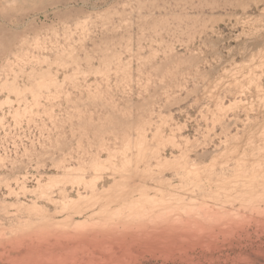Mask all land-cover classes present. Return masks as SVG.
Returning a JSON list of instances; mask_svg holds the SVG:
<instances>
[{
  "label": "rangeland",
  "instance_id": "obj_1",
  "mask_svg": "<svg viewBox=\"0 0 264 264\" xmlns=\"http://www.w3.org/2000/svg\"><path fill=\"white\" fill-rule=\"evenodd\" d=\"M0 264H264V0H0Z\"/></svg>",
  "mask_w": 264,
  "mask_h": 264
}]
</instances>
